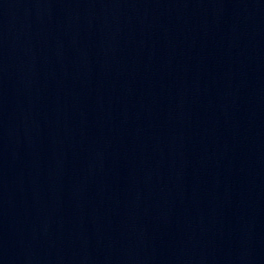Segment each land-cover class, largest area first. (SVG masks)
<instances>
[{"label":"water","instance_id":"95a60500","mask_svg":"<svg viewBox=\"0 0 264 264\" xmlns=\"http://www.w3.org/2000/svg\"><path fill=\"white\" fill-rule=\"evenodd\" d=\"M0 264H264V0H0Z\"/></svg>","mask_w":264,"mask_h":264}]
</instances>
